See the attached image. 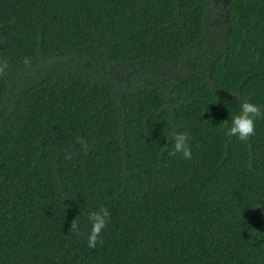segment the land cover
<instances>
[{
	"label": "trees",
	"instance_id": "16d2710c",
	"mask_svg": "<svg viewBox=\"0 0 264 264\" xmlns=\"http://www.w3.org/2000/svg\"><path fill=\"white\" fill-rule=\"evenodd\" d=\"M0 55V264H264V117L225 135L264 111V0H0Z\"/></svg>",
	"mask_w": 264,
	"mask_h": 264
},
{
	"label": "clouds",
	"instance_id": "9594fccd",
	"mask_svg": "<svg viewBox=\"0 0 264 264\" xmlns=\"http://www.w3.org/2000/svg\"><path fill=\"white\" fill-rule=\"evenodd\" d=\"M22 64L25 68H31L32 58L25 56L22 59ZM9 68L8 61L0 55V77L6 75ZM264 117L262 111L256 104L244 101L240 105V111L234 115L231 120V126L227 128L225 135L229 137H237L240 141H247L250 137L255 135V121L258 118ZM227 123V121L223 122ZM174 143L172 149L168 151L170 157L179 155L185 160L192 159V149L190 147V135L188 132H178L172 137ZM75 144L80 146V150L84 153L89 151V145L82 137H77ZM166 148V147H165ZM75 153L73 151H66L64 155L65 160H72ZM88 220L91 224V229L87 238V246L90 249H95L97 244H102L103 239L101 234L107 228L110 222V212L107 207H100L88 213ZM70 231L75 234H80L77 220L74 219L70 224Z\"/></svg>",
	"mask_w": 264,
	"mask_h": 264
}]
</instances>
